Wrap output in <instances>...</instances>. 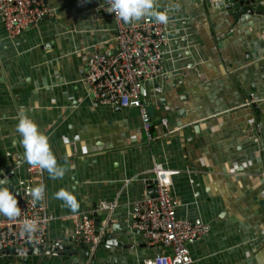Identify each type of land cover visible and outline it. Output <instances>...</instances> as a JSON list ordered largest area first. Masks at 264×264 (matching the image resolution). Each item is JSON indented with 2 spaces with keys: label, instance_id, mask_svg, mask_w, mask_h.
<instances>
[{
  "label": "crops",
  "instance_id": "1",
  "mask_svg": "<svg viewBox=\"0 0 264 264\" xmlns=\"http://www.w3.org/2000/svg\"><path fill=\"white\" fill-rule=\"evenodd\" d=\"M49 5L53 17L15 39L0 18V178L17 201L43 186L52 241L68 245L74 215L93 212L98 232L123 243L100 250L96 264H144L166 250L136 233L132 207L151 193L160 164L178 171V216L211 227L189 243L194 264H264V0L251 3L263 11L252 14L228 0H154L170 40L164 73L142 87L153 140L138 108L99 104L84 81L93 52L117 49L106 0ZM21 109L48 138L62 177L43 170L42 181L32 180L16 131ZM60 190L73 195L74 208L56 198ZM0 257L90 264L73 249Z\"/></svg>",
  "mask_w": 264,
  "mask_h": 264
},
{
  "label": "built area",
  "instance_id": "2",
  "mask_svg": "<svg viewBox=\"0 0 264 264\" xmlns=\"http://www.w3.org/2000/svg\"><path fill=\"white\" fill-rule=\"evenodd\" d=\"M110 0H106L109 10ZM115 23V53L96 50L87 62L84 81L96 102L111 107H135L140 110L144 132L153 140L152 120L147 104L142 98L143 82L151 81L163 72L167 55L169 32L167 24L145 17L139 22L125 23L118 14L111 12ZM49 0H0V18L7 34L15 39L27 28L41 20L53 17ZM31 178L43 180V170L29 165ZM150 182L152 192L133 204V229L152 246L163 247L166 252L146 258L144 264H194L189 243L210 233L208 223L182 219L177 214L181 202L173 195L172 186L177 170L167 169L160 164L153 168ZM21 216L9 219L0 216V245L4 248L42 247L43 253L53 251L59 244L49 236L54 216L46 204L34 201L30 193L18 201ZM103 209H114L115 205L103 203ZM24 219L37 221L38 230L32 234L22 232ZM74 240L87 245L94 255L103 240L97 230L93 212L74 215Z\"/></svg>",
  "mask_w": 264,
  "mask_h": 264
},
{
  "label": "clouds",
  "instance_id": "3",
  "mask_svg": "<svg viewBox=\"0 0 264 264\" xmlns=\"http://www.w3.org/2000/svg\"><path fill=\"white\" fill-rule=\"evenodd\" d=\"M109 12L118 14L125 23L139 22L145 17H152L161 24L168 22L167 15L156 10L154 0H110ZM16 131L20 135L19 142L24 149L25 162L29 165L39 166L53 178L63 176L64 169L58 166L55 155L50 149L48 138L39 130L38 125L24 109L18 113ZM7 184V179L0 178V215L16 219L21 216V209L15 194ZM29 192L34 201H41L44 197L43 186L30 188ZM55 196L63 200L66 206L74 208L76 205L73 195L66 190L58 191ZM37 230L36 220H23L22 232L32 234Z\"/></svg>",
  "mask_w": 264,
  "mask_h": 264
},
{
  "label": "water",
  "instance_id": "4",
  "mask_svg": "<svg viewBox=\"0 0 264 264\" xmlns=\"http://www.w3.org/2000/svg\"><path fill=\"white\" fill-rule=\"evenodd\" d=\"M230 3V6L234 5L235 7H239L241 8L239 13L240 14L242 11H249V13H255L256 9L260 12L262 11V6L261 5H256L255 7H250L251 3H254L255 0H228ZM151 115V113H150ZM151 120H152V115H151ZM153 187V185L151 186ZM152 192V190H151ZM107 241L106 245H104V241ZM102 247H98L96 253L94 255L90 256L89 250H88V246L87 245H80V250L78 251V245L75 242L74 238L71 237L69 239V244L64 246L59 244L56 248L53 249V251L55 252H70L71 249L75 250V255H81L83 258H85L86 260L90 259V264H96V260H97V253L102 250V249H110L113 245L115 247H121L122 246V242L118 241L117 239H113L111 233L107 232L104 233L103 235V240L101 242ZM128 245L125 246V248H127ZM43 248L40 247H33L30 243L27 244L26 248H20V247H11V248H4L2 245H0V255L2 256H7V255H11V254H20V255H30L33 253H43ZM51 252V251H49ZM7 262L3 261L2 258L0 257V264H5Z\"/></svg>",
  "mask_w": 264,
  "mask_h": 264
}]
</instances>
